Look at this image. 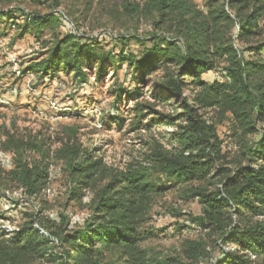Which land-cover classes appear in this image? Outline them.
<instances>
[{
    "label": "trees",
    "instance_id": "obj_1",
    "mask_svg": "<svg viewBox=\"0 0 264 264\" xmlns=\"http://www.w3.org/2000/svg\"><path fill=\"white\" fill-rule=\"evenodd\" d=\"M28 1L56 7L67 0ZM119 8L130 20L150 18L155 29L167 28L180 41L152 34L149 45L141 41V55L103 54L84 30L79 36L71 29L56 33L52 13H24L19 24L10 10L0 11L20 36L32 33L44 48L41 59L23 71L39 81L62 71L82 87L90 82L87 70L95 69L97 83L107 60L117 58L115 70L126 63L134 88L114 89L116 102H132L135 117L152 116L144 128H167L161 136L166 143L150 137L143 162L124 168L107 164L97 147L84 148L77 127H63L55 147L39 132L4 130L0 152H13L15 159L8 170L0 163V190L16 184L40 207L8 236L0 234V264H38L44 258L54 264H264V0H205L202 7L193 0H122ZM233 27L244 48L230 39ZM44 29L51 35L42 39ZM221 62L222 79L205 81L202 74ZM147 83L150 89H144ZM223 120L239 143L230 161L217 134ZM253 135L258 139L248 140ZM59 160L72 183L68 200L81 205L85 192H92L81 225H71L62 212L56 219L43 213L50 166ZM153 171L173 180L181 198L195 200L200 210L193 216L198 235L184 238L171 253L142 244L150 234L144 225L153 198L167 189L154 182Z\"/></svg>",
    "mask_w": 264,
    "mask_h": 264
},
{
    "label": "rangeland",
    "instance_id": "obj_2",
    "mask_svg": "<svg viewBox=\"0 0 264 264\" xmlns=\"http://www.w3.org/2000/svg\"><path fill=\"white\" fill-rule=\"evenodd\" d=\"M122 0H67L56 7L50 4L35 5L28 0H0V11L10 10L15 17L16 23H22V14L37 11L41 14L52 13L57 20L56 33H67L75 28H83L86 38L93 37L98 41L95 44L100 53L111 52L112 55L119 53H133L141 55L144 45H149L148 39L152 34L160 38H169L180 41L179 38L167 28L155 29L150 18L139 17L130 20L122 14L119 7ZM143 2L144 0H133ZM199 7H202L205 0H193ZM88 2V5L86 3ZM61 11L70 21L56 14ZM12 19L0 18V96L7 99V103H0V140L3 138V131L8 130L14 133H34L48 136L52 147L57 146L56 137H60L61 131L68 127H77V137L84 148L97 147L99 155L104 161L117 168H124L126 165L136 162H143L146 151L145 142L150 137H156L166 143L161 137L167 128L153 126L144 128L152 116L135 117L132 110V102H116L114 89L130 91L134 88L131 70L127 69L126 63L119 64L115 70L116 62L107 60L106 74L95 83V69L87 70L89 81L84 86H79L73 79L65 76L61 71L53 80L43 82L37 79L34 92L24 91V86L14 72L16 69H26L28 66L41 59L44 48L32 33L26 32L19 35V29L11 26ZM236 28L230 32V39L236 45L244 48L237 42L235 36ZM2 33V35H1ZM42 39L51 35V30L44 29ZM136 36V38H123L122 36ZM143 37V38H142ZM121 38V39H120ZM147 40H146V39ZM124 42V43H122ZM207 71L202 74L205 81L211 82L215 79H222L220 68ZM62 83L64 86L55 90L53 83ZM151 83H147L144 89H150ZM16 88V89H13ZM16 90L12 97L9 91ZM55 91L57 93H55ZM58 96V102L62 106L73 109L76 113L60 115L56 113L42 98V93ZM189 95V91H185ZM125 96L123 95L122 98ZM68 111V110H66ZM115 119H117L115 121ZM227 120L218 122L217 134L222 141V154L226 161L237 153L238 141L231 136ZM150 130V131H149ZM258 135L248 137V140L256 141ZM0 163L5 169H11L14 165L13 152H0ZM26 157L32 156L29 152ZM152 178L157 185L167 187L162 193L153 198L150 219L145 223L144 228L150 229L149 235L143 241V245L152 252H173L178 251L181 241L186 237H196L200 232L193 216L199 214V206L195 200H183L181 191L174 181L165 177L159 171H153ZM72 185L66 175L64 163L53 161L50 166V177L47 188L42 198L48 205L43 210L45 215L57 218V213L62 212L71 222V225H81L87 218L89 210L86 207L91 191H86L81 199V205L73 200H68V188ZM40 203L27 198L16 184L5 185L0 190V225L3 230L19 228L28 221L27 214L35 212ZM48 236V232L37 223ZM54 251L57 250L56 242L52 240ZM38 264H54L47 258L42 259Z\"/></svg>",
    "mask_w": 264,
    "mask_h": 264
},
{
    "label": "built area",
    "instance_id": "obj_3",
    "mask_svg": "<svg viewBox=\"0 0 264 264\" xmlns=\"http://www.w3.org/2000/svg\"><path fill=\"white\" fill-rule=\"evenodd\" d=\"M55 12H56V14H59V15L63 16L64 18L66 17L58 9ZM66 20L69 23V25L71 26L70 21H68V19H66ZM83 30H84L83 28L77 29L74 27V29L72 30V33L79 36L83 32ZM13 70H14L17 78L21 80L22 85L24 86V91L27 93L29 91L34 92L33 89H35V84L37 83V76L30 70L23 71V70L16 69V68H14ZM42 80L44 82L49 81L47 77H44ZM53 86L55 87V90L57 91V89L62 88L64 86V84L54 82ZM56 91H55V93H57ZM55 93L53 92L52 95H47V96H46V93H42L43 95L41 97L44 98L47 101V103L49 104V106L56 113H58L60 115H62V114L67 115L70 113H76L77 112L75 107L73 109H71L69 107L62 106V104L60 102H58V100H57L58 96ZM7 102H8L7 99L0 96V103H7ZM66 110H68V111H66ZM1 227L2 226L0 225V234H4L5 236H8L12 231L15 230V228H11V227H7L8 229L3 230ZM37 228L40 230L41 234H45V232L42 231L39 227H37Z\"/></svg>",
    "mask_w": 264,
    "mask_h": 264
},
{
    "label": "crops",
    "instance_id": "obj_4",
    "mask_svg": "<svg viewBox=\"0 0 264 264\" xmlns=\"http://www.w3.org/2000/svg\"><path fill=\"white\" fill-rule=\"evenodd\" d=\"M13 89H16V88H13ZM9 93H10V95H12V97H13V96L16 95L17 92H16V90H11V91H9Z\"/></svg>",
    "mask_w": 264,
    "mask_h": 264
}]
</instances>
